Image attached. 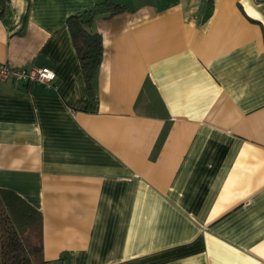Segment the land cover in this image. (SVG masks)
Wrapping results in <instances>:
<instances>
[{"label": "crops", "instance_id": "0c3cea01", "mask_svg": "<svg viewBox=\"0 0 264 264\" xmlns=\"http://www.w3.org/2000/svg\"><path fill=\"white\" fill-rule=\"evenodd\" d=\"M101 0H8L0 187L44 264H264V0H116L85 81L67 26Z\"/></svg>", "mask_w": 264, "mask_h": 264}, {"label": "trees", "instance_id": "16d2710c", "mask_svg": "<svg viewBox=\"0 0 264 264\" xmlns=\"http://www.w3.org/2000/svg\"><path fill=\"white\" fill-rule=\"evenodd\" d=\"M8 0H0V18ZM125 4L101 0L91 10L71 14L67 26L72 36L81 70L90 87L100 66L103 45L100 33L92 30L95 14L124 11ZM40 212L16 192L0 187V264H44Z\"/></svg>", "mask_w": 264, "mask_h": 264}, {"label": "built area", "instance_id": "2783aa9c", "mask_svg": "<svg viewBox=\"0 0 264 264\" xmlns=\"http://www.w3.org/2000/svg\"><path fill=\"white\" fill-rule=\"evenodd\" d=\"M55 74L47 66L14 67L0 62V79H9L17 83H42L47 87L52 85Z\"/></svg>", "mask_w": 264, "mask_h": 264}]
</instances>
